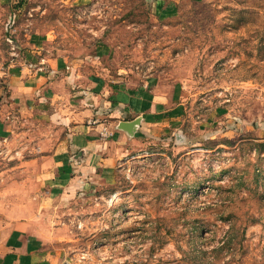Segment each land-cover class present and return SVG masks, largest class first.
Returning a JSON list of instances; mask_svg holds the SVG:
<instances>
[{
	"label": "rangeland",
	"instance_id": "1",
	"mask_svg": "<svg viewBox=\"0 0 264 264\" xmlns=\"http://www.w3.org/2000/svg\"><path fill=\"white\" fill-rule=\"evenodd\" d=\"M55 60L164 101L113 186L60 202L64 263L264 264V0H1L0 95Z\"/></svg>",
	"mask_w": 264,
	"mask_h": 264
},
{
	"label": "crops",
	"instance_id": "2",
	"mask_svg": "<svg viewBox=\"0 0 264 264\" xmlns=\"http://www.w3.org/2000/svg\"><path fill=\"white\" fill-rule=\"evenodd\" d=\"M62 62L11 75L0 95V144L26 156L0 163V264H65L60 202L113 186L120 160L161 114L158 90L106 91L91 77L77 89L78 73L57 76L69 68Z\"/></svg>",
	"mask_w": 264,
	"mask_h": 264
},
{
	"label": "water",
	"instance_id": "3",
	"mask_svg": "<svg viewBox=\"0 0 264 264\" xmlns=\"http://www.w3.org/2000/svg\"><path fill=\"white\" fill-rule=\"evenodd\" d=\"M137 123H134V124H132V123H124V125L122 126V128L123 129H128L129 131H131V130H133V128L135 127V125ZM177 138H179V136ZM65 264H68V263H65Z\"/></svg>",
	"mask_w": 264,
	"mask_h": 264
}]
</instances>
